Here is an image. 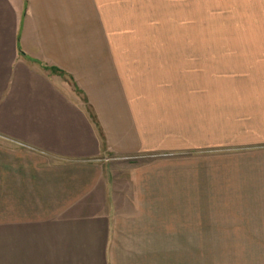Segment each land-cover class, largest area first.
Returning a JSON list of instances; mask_svg holds the SVG:
<instances>
[{
	"label": "crops",
	"instance_id": "obj_1",
	"mask_svg": "<svg viewBox=\"0 0 264 264\" xmlns=\"http://www.w3.org/2000/svg\"><path fill=\"white\" fill-rule=\"evenodd\" d=\"M159 13L264 19V0H0V264H190L195 193L264 207V44L96 24Z\"/></svg>",
	"mask_w": 264,
	"mask_h": 264
},
{
	"label": "rangeland",
	"instance_id": "obj_2",
	"mask_svg": "<svg viewBox=\"0 0 264 264\" xmlns=\"http://www.w3.org/2000/svg\"><path fill=\"white\" fill-rule=\"evenodd\" d=\"M148 7L150 11L155 8ZM158 15L160 18L98 20L96 24L105 26L106 31L111 26L113 43L264 44V19H170L161 17L166 13ZM192 15L204 14L193 12ZM235 193L218 190L207 201L200 198V202L199 194L195 193L192 204L207 206L191 209L190 264H264V207L233 206L261 204L263 193H255L250 201L249 193L241 195L239 201L231 197Z\"/></svg>",
	"mask_w": 264,
	"mask_h": 264
}]
</instances>
